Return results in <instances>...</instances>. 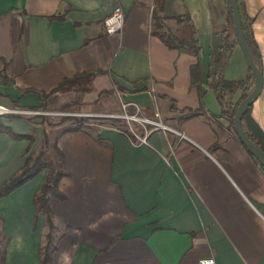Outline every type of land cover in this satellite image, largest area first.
I'll list each match as a JSON object with an SVG mask.
<instances>
[{"label": "crops", "instance_id": "obj_1", "mask_svg": "<svg viewBox=\"0 0 264 264\" xmlns=\"http://www.w3.org/2000/svg\"><path fill=\"white\" fill-rule=\"evenodd\" d=\"M244 3L262 74L250 115L264 132V0ZM115 4L123 25L109 34L103 20ZM153 4L0 0V104L51 108L57 95L78 93H48L64 76L94 69L83 96L112 92L166 125L148 131L145 143L110 127L57 133L52 149L61 150L66 173L58 181L62 196L48 195L56 245L50 264H264V171L219 115L206 81L211 30L228 24L225 0H162L161 29L185 38L188 21L174 18L180 14L193 25L200 100L190 84L195 56L187 45L167 46L151 32ZM246 70L235 43L225 52L222 75L240 79ZM239 95V89L224 92L230 102ZM199 103L201 109L183 116ZM39 117L0 115L14 132L33 135L30 143L0 131V184L49 133ZM58 161L57 155L56 167ZM46 174L44 167L0 197L9 236L5 264H39L48 226L33 195ZM204 257L212 261L201 263Z\"/></svg>", "mask_w": 264, "mask_h": 264}, {"label": "trees", "instance_id": "obj_2", "mask_svg": "<svg viewBox=\"0 0 264 264\" xmlns=\"http://www.w3.org/2000/svg\"><path fill=\"white\" fill-rule=\"evenodd\" d=\"M237 9L240 16V27L243 34V38L247 43L251 53L255 58V64L260 67V53L258 50L257 43L253 37L251 21L252 18L248 15L245 9L244 0H236ZM162 7V0H154V4L151 11L152 18V28L151 32L156 35L165 45L167 46H177V45H187L188 48L191 49L193 55L195 56V60L189 66V73L191 77L190 84L194 87L197 92L198 99H201L200 92V66L198 60V51L199 44L197 38L195 36V31L192 23L190 22L187 15H177L174 16L178 21L185 20L188 21V34L185 38H180L179 36L169 32L168 30L161 29V20L163 16L160 14V10ZM228 14V24L222 26L220 28H216L211 30L210 33V46H211V59L208 64V70L206 73V81L207 86L212 91L215 100L219 105V115L223 116L227 119L228 125L232 127V115L234 113L235 107L238 101L249 91L253 79L251 75L250 69L247 67L245 75L240 79H227L222 75V67L224 64V56L225 52L230 50L233 45L236 43L233 37V29L232 24ZM97 70L89 69L83 70L81 72H76L69 76H64L57 85L52 88L48 93L53 91H66L73 90L75 92H79L81 95L86 91L91 89V78ZM235 89L240 90V95L238 99L234 102L226 101L224 98V92H233ZM110 91V90H109ZM44 96L46 94H43ZM74 100L68 101L60 105L59 107H65L72 104ZM200 104V103H199ZM39 105H32L31 107L37 108ZM250 106L249 104L243 113L241 114L240 122L241 126L248 137V139L261 150L264 151V132L261 127L257 124V122L250 115ZM171 107H174L171 105ZM202 104L199 107L194 109H189L187 113L183 114V116H188L198 109H201ZM42 115L36 114L35 116ZM69 117V116H67ZM75 124L67 126L64 130H77L80 129L84 124V119L80 116L73 117ZM0 131L8 132L10 135L17 138H27L31 143L33 141V135L31 133H17L14 132L8 125L3 124L0 121ZM123 132V131H122ZM126 134V133H125ZM238 138V137H237ZM239 140V139H238ZM240 141V140H239ZM46 142V136L44 133L43 144ZM241 143V142H240ZM242 145V143H241ZM45 146V145H44ZM243 146V145H242ZM249 157L257 163L261 169L264 171V167L247 151V149L243 146ZM44 147H42L35 154H28L23 165L14 172L11 176H9L5 181L0 184V197L8 194L17 186L26 182L36 173H38L42 168L46 166L45 162L41 159V156L44 153ZM55 151L58 155V168L51 169L47 172L45 179L39 186V188L34 192L33 195V203L35 205V211L41 212L44 217V222L48 226V230L45 233V242L43 244H39L38 255H39V264H49L53 260V252L56 249V245L53 242V233L52 229L54 227V223L51 217V209L48 204V195L52 194L54 196L61 197L62 194L58 189V181L62 175L66 173L63 165V158L61 150L55 146ZM34 155V156H33ZM33 156V158L31 157ZM3 221L4 218L0 213V264H5L6 262V246L9 239V236L3 229Z\"/></svg>", "mask_w": 264, "mask_h": 264}, {"label": "rangeland", "instance_id": "obj_3", "mask_svg": "<svg viewBox=\"0 0 264 264\" xmlns=\"http://www.w3.org/2000/svg\"><path fill=\"white\" fill-rule=\"evenodd\" d=\"M79 93V92H78ZM78 93L65 92L64 94L57 95L54 104L51 108H34L38 110H43L47 112H38L35 114L30 113H16V115H23L29 120L31 118L37 117L36 114H42L39 117V121L42 123L44 128H49V133L45 132L46 142L43 144V139H41L38 148L31 152L30 154L37 153L42 147H44V153L41 159L45 162L47 172L51 169H57V153L52 149V145L56 139L57 133L62 131L64 128L70 125H74L75 121L73 117H82L84 120L83 126L86 127H110L116 128L123 131L129 137L134 138L132 132L136 134H142L144 129H148L149 125L140 122L137 119H132L126 117L124 114L128 115L134 112L133 107L126 106L122 108L120 106V101L117 98L114 100L112 97V92L104 93V98L97 95L85 94L82 97L78 96ZM98 97V98H97ZM96 98V99H95ZM76 99V100H75ZM74 100V102L65 107H58L62 102ZM17 107V106H15ZM22 108V107H20ZM138 113V112H137ZM2 115V114H0ZM39 116V115H38ZM69 116V117H67ZM45 145V146H44ZM34 156V155H33ZM33 156H31L33 158ZM52 157V158H49ZM47 230L46 228L44 231ZM53 231V229H52ZM45 236L42 237L41 244L45 242ZM55 240H53L54 242ZM39 243V244H40ZM53 257V255H52ZM53 261V260H52ZM50 264V263H49Z\"/></svg>", "mask_w": 264, "mask_h": 264}, {"label": "water", "instance_id": "obj_4", "mask_svg": "<svg viewBox=\"0 0 264 264\" xmlns=\"http://www.w3.org/2000/svg\"><path fill=\"white\" fill-rule=\"evenodd\" d=\"M225 4L227 10L229 11V18L232 24L234 39L239 46L243 61L251 71L253 79L249 91L238 101L235 107L232 115V129L247 151L264 167V151L248 139L240 122L241 114L245 108L252 103L261 89V69L255 64V58L243 38L236 0H225Z\"/></svg>", "mask_w": 264, "mask_h": 264}, {"label": "built area", "instance_id": "obj_5", "mask_svg": "<svg viewBox=\"0 0 264 264\" xmlns=\"http://www.w3.org/2000/svg\"><path fill=\"white\" fill-rule=\"evenodd\" d=\"M104 28L105 31L109 34L112 33H120L121 29H122V25H123V10L121 8V6L119 4H115L112 8V11L105 16L104 20ZM133 105L134 108V112L131 114H124L126 117H130L132 119H137L140 122L146 123L147 125H149L148 129H144L142 134H136L134 132H132L134 138L137 140V142H142L145 143L146 142V135L147 132L150 131L153 128H160V129H165L166 125L163 124L157 117L156 114H154L155 116L151 117V116H146L143 114H140L138 112V107L134 102H125L120 100V106L122 108H125L126 105ZM38 112H47V111H43V110H38V109H34V108H20V107H12V106H6L3 104H0V114H6V113H30V114H35ZM138 112V113H137ZM212 261L211 257H204L200 259L201 263H209Z\"/></svg>", "mask_w": 264, "mask_h": 264}]
</instances>
